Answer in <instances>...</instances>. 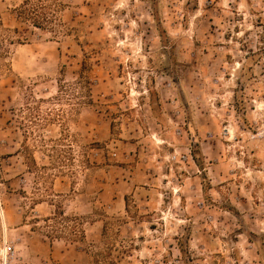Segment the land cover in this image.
Returning <instances> with one entry per match:
<instances>
[{
	"label": "rangeland",
	"instance_id": "374dc122",
	"mask_svg": "<svg viewBox=\"0 0 264 264\" xmlns=\"http://www.w3.org/2000/svg\"><path fill=\"white\" fill-rule=\"evenodd\" d=\"M23 1L0 0V248L264 264V0H62L57 33Z\"/></svg>",
	"mask_w": 264,
	"mask_h": 264
},
{
	"label": "trees",
	"instance_id": "16d2710c",
	"mask_svg": "<svg viewBox=\"0 0 264 264\" xmlns=\"http://www.w3.org/2000/svg\"><path fill=\"white\" fill-rule=\"evenodd\" d=\"M65 8L66 4L62 0H24L15 8V14L23 23L57 33Z\"/></svg>",
	"mask_w": 264,
	"mask_h": 264
},
{
	"label": "built area",
	"instance_id": "2783aa9c",
	"mask_svg": "<svg viewBox=\"0 0 264 264\" xmlns=\"http://www.w3.org/2000/svg\"><path fill=\"white\" fill-rule=\"evenodd\" d=\"M0 264H27L16 255V250L11 244L0 248Z\"/></svg>",
	"mask_w": 264,
	"mask_h": 264
}]
</instances>
